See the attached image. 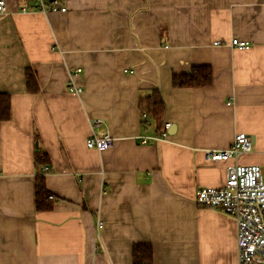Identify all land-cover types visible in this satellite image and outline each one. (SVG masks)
Segmentation results:
<instances>
[{"label":"crops","instance_id":"0c3cea01","mask_svg":"<svg viewBox=\"0 0 264 264\" xmlns=\"http://www.w3.org/2000/svg\"><path fill=\"white\" fill-rule=\"evenodd\" d=\"M45 1L66 11L3 0L0 14L11 111L0 121V264H132L134 243L151 245L153 264H237L235 221L194 196L220 186L234 163L264 175V0ZM202 64L210 86H170L172 73ZM28 66L37 94L26 89ZM152 89L163 125L175 126L166 137L141 125L138 100ZM92 119L111 146L86 147ZM238 132L250 135L249 153L204 157ZM37 146L60 198L45 212L34 206Z\"/></svg>","mask_w":264,"mask_h":264},{"label":"built area","instance_id":"2783aa9c","mask_svg":"<svg viewBox=\"0 0 264 264\" xmlns=\"http://www.w3.org/2000/svg\"><path fill=\"white\" fill-rule=\"evenodd\" d=\"M34 7L42 12H65L66 7L57 6L54 2L35 0ZM26 8H23L25 10ZM3 0H0V14L4 13ZM220 41L213 42L214 45ZM244 48L246 41L231 38L229 43ZM80 69H77L79 71ZM73 91L78 93L80 88L75 86ZM145 116L142 115L144 120ZM91 132L87 135L86 147L102 149L112 145L114 138L107 130L98 133L101 121L92 119ZM170 123H164L160 136L166 137ZM157 139L159 137H151ZM150 139L142 137L141 143ZM250 135L238 132L227 148H205L203 154L207 160L213 162L225 161L251 150ZM42 172H47L45 166ZM223 183L218 187L206 186L195 192L194 202L202 208H213L231 217L236 223L235 245L237 250V264H264V175L258 164L234 163L225 169Z\"/></svg>","mask_w":264,"mask_h":264},{"label":"trees","instance_id":"16d2710c","mask_svg":"<svg viewBox=\"0 0 264 264\" xmlns=\"http://www.w3.org/2000/svg\"><path fill=\"white\" fill-rule=\"evenodd\" d=\"M26 89L29 93L39 92L37 74L35 70L28 66L24 71ZM213 74L211 67L206 64L194 65L186 73H172L170 86L173 88H202L212 84ZM148 94L140 96L138 106L140 109L141 125H153L156 134L160 135L163 126V114L165 105L159 89H152ZM10 96L5 92H0V121L10 119ZM144 115L145 119H142ZM33 164L36 169L34 177V206L36 211L45 212L53 209L60 198L53 197L46 187L42 167L49 168L48 154L38 146L33 150ZM132 264H153V253L150 244L134 243L131 248Z\"/></svg>","mask_w":264,"mask_h":264},{"label":"water","instance_id":"95a60500","mask_svg":"<svg viewBox=\"0 0 264 264\" xmlns=\"http://www.w3.org/2000/svg\"><path fill=\"white\" fill-rule=\"evenodd\" d=\"M175 130V126L171 125V127L167 130V133L172 134Z\"/></svg>","mask_w":264,"mask_h":264}]
</instances>
